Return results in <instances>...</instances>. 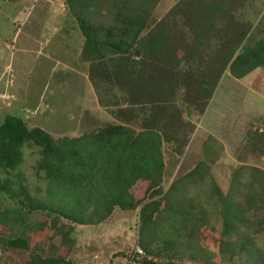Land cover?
<instances>
[{"label":"trees","instance_id":"1","mask_svg":"<svg viewBox=\"0 0 264 264\" xmlns=\"http://www.w3.org/2000/svg\"><path fill=\"white\" fill-rule=\"evenodd\" d=\"M161 1L66 0L84 39L80 60L90 65L100 104L116 121L77 137L55 138L40 126L30 127L22 115H7L0 124V193L17 208L1 213L5 223L28 225L30 214L56 210L72 223L99 224L117 207H141L142 235L150 238L165 224L173 241H188L199 232L203 211L172 204L154 222L161 202L138 200L133 189L146 184V197L162 194L164 144L184 152L195 131L185 115L204 116L227 71L240 80L264 69V38L252 44L254 25L238 15L248 0H180L182 10L174 7L163 18L157 15ZM27 147L39 149L36 172L48 183L44 201L33 196L26 202L27 185L14 174ZM196 171L195 177L201 170ZM238 184L244 188L239 203L232 192L221 198L223 237L231 239L241 228L243 241L255 226L244 214L264 206V170L250 166L249 178ZM5 241L30 249L25 237ZM27 264L71 262L35 252Z\"/></svg>","mask_w":264,"mask_h":264},{"label":"rangeland","instance_id":"2","mask_svg":"<svg viewBox=\"0 0 264 264\" xmlns=\"http://www.w3.org/2000/svg\"><path fill=\"white\" fill-rule=\"evenodd\" d=\"M53 1L57 4L45 0H26L23 4L0 0V21L10 16L20 29L16 40L0 39V73L4 72V84L10 82L7 87L16 96L15 108L30 127L40 126L55 138L77 137L113 120L110 110L107 112L103 107L102 112H107L111 121H102L103 113L96 115V103H91L86 80L66 71L65 66L68 70L80 68L83 37L66 0ZM179 1L162 0L157 15L163 18L174 7L182 10L183 7L177 6ZM238 15L254 25L252 44L264 38V0H248ZM4 22L8 25V21ZM50 27L53 32L59 31L53 37L52 52L49 40L45 43V36L38 30L44 29L48 37ZM37 38L42 44L36 42ZM51 55L53 63L47 59ZM68 75L69 79L65 77ZM7 95L8 98L0 99V124L13 105H8L13 97ZM85 105L89 111L78 116L82 108H87ZM185 118L193 122L195 131L182 154L164 147L162 194L146 197V184L133 191L138 200L161 202L154 222L160 221L172 204L188 212L192 208L203 211V224L198 233L189 235L188 241H173L167 224L160 225L150 238L142 235L141 207L136 210L117 207L102 223L82 225L60 217L56 210L36 212L30 214L28 225L12 227L1 219V213L17 207L7 194L0 193V264H27L35 252L47 257L62 256L71 264H127L130 255L139 248L153 264H264V206L260 211L244 214V220L254 222L255 226L249 229L254 231L252 237L241 241V228L231 239L223 237L221 200L232 192L239 203L244 188L238 183L249 178V167L264 170V69L240 80L227 71L204 116L185 115ZM24 152L25 162L14 173L27 185L24 199L29 202L34 196L44 201L48 198V183L36 172L39 149L27 147ZM243 166H246L244 174L240 172ZM197 168L201 172L195 177ZM167 195H173L171 201L164 199ZM13 237L28 238L30 249L7 245L5 240ZM243 244L247 247L244 252Z\"/></svg>","mask_w":264,"mask_h":264},{"label":"crops","instance_id":"3","mask_svg":"<svg viewBox=\"0 0 264 264\" xmlns=\"http://www.w3.org/2000/svg\"><path fill=\"white\" fill-rule=\"evenodd\" d=\"M26 0H16V1H12V0H7V3H15V4H23L24 2H25ZM45 1H48V2H51V3H54V4H57V2H55V1H53V0H45ZM49 6H51L50 4H48ZM65 10H66V8H65ZM19 16V15H18ZM10 18V19H9ZM4 20L5 21H8V25L7 24H5V22H4ZM4 20H1L0 21V39L2 40V41H8V40H11V39H13V41L14 40H16V38H17V36H18V34H19V31H20V29L18 28H16V26H15V20H13V19H11V17L9 16V17H7V18H5ZM1 22H3V23H1ZM52 27H50V32H49V35H48V37H46V33H44L45 31H43L44 29H38V30H41V32H40V34L41 33H43V37L45 38V43H47V40L46 39H48L49 40V48H50V50H49V52H52V47H54V45L55 44H53V37L55 36V35H57V33L59 32V31H55V32H53V29H51ZM35 34V36L37 37V34L36 33H34ZM39 34V35H40ZM31 36H32V34H31ZM37 41L36 42H39V43H41L42 44V42L39 40V38H37L36 39ZM63 42H61L60 43V45L59 46H61V44H62ZM83 43H84V39H83ZM44 45H46V44H44ZM65 45V44H64ZM58 46V47H59ZM83 46V45H82ZM82 46H81V49H82ZM57 47V46H56ZM80 52H81V50H80ZM80 58V57H79ZM47 59H49L50 61H52V63H53V60H54V58H53V56L51 55V56H47ZM81 61V60H80ZM59 62V64H60V61H58ZM79 67L80 68H78V69H75L74 67H72L70 70H68V68H67V66H65V69H66V71L67 72H69V73H75L76 75H78L80 78H82V80H86V84L88 85V88H90V90H89V92H90V96H91V103H93V104H95L96 103V105H95V107H96V110H95V112L96 113H98V114H96L97 116H100L102 113V116H100L101 118L103 117L104 119L102 120V121H104V122H108V121H111V118H109L108 116H107V112H108V109L107 108H105V107H103L101 104H100V100H99V95H98V92L96 91V89L94 88V86H93V84H92V81L90 80V76H89V68H90V65L88 64V63H85V62H83V61H81L80 62V64H79ZM50 72V74L52 75L53 74V67H51V70L49 71ZM65 77H67V79H69V75L68 76H65ZM8 83H10V82H5V84H4V72L2 71L1 73H0V99L1 100H3V99H5L4 97H6V98H8L9 97V95H7V93L8 94H11L10 96H12L13 97V99H12V103H9L8 105H10L11 106V104H13L12 106H11V108H8L9 109V111H8V115H11V114H13V115H19L20 113H18V109L17 108H15L16 107V105H17V99H16V96L13 94V92L11 91V89L9 90V87H7L9 84ZM5 94L7 95V96H5ZM59 97H61V96H59ZM88 99H90V97H88ZM87 99V101H86V103H88V105L87 106H89L90 105V101ZM59 101V100H58ZM1 103H3V101H1ZM86 106V105H85ZM86 106V107H87ZM5 107V106H4ZM3 107V108H4ZM102 107H103V109L105 110V111H107V112H102ZM87 111H89V108L87 107L86 109L85 108H82V112L80 113V115L78 114V116H84V114H86L85 112H87ZM101 113V114H100ZM111 114V113H110ZM60 115H62V114H59L58 116H60ZM110 116H112V120H113V122L114 121H116V119L114 118V116L111 114ZM187 120H189V119H187ZM97 121V123H99L100 121H98V120H96ZM193 123V122H192ZM82 135V134H81ZM78 136H80V135H78ZM165 146H168V147H171L172 148V150L176 153V154H179V152L177 151V146H175V144L174 143H165L164 144V146H163V153H164V147ZM164 156H165V153H164ZM240 163H242V164H245V162H243V161H239ZM165 164H166V158H165Z\"/></svg>","mask_w":264,"mask_h":264},{"label":"built area","instance_id":"4","mask_svg":"<svg viewBox=\"0 0 264 264\" xmlns=\"http://www.w3.org/2000/svg\"><path fill=\"white\" fill-rule=\"evenodd\" d=\"M127 264H153V263H151V261L146 260L144 252L139 248L130 255Z\"/></svg>","mask_w":264,"mask_h":264}]
</instances>
